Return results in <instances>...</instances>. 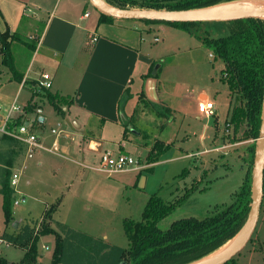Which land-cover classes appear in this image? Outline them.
Wrapping results in <instances>:
<instances>
[{
    "label": "rangeland",
    "instance_id": "rangeland-1",
    "mask_svg": "<svg viewBox=\"0 0 264 264\" xmlns=\"http://www.w3.org/2000/svg\"><path fill=\"white\" fill-rule=\"evenodd\" d=\"M80 3L84 4L82 1ZM89 5V10L93 13L92 17L98 18L99 10L91 1ZM117 21L118 24L126 23L125 28L133 27L134 23L137 24V31L141 34L142 50L156 60L152 67L153 73L157 71L158 78L167 87H182L186 92L196 96L203 93L209 94L212 98L210 100L215 103L216 114L201 119L187 117L178 124L176 120H171L172 115L168 117L163 115L167 107L148 102L144 100L143 95H140L137 114L139 110L144 111L146 127L139 120L138 115L133 116L130 124L127 125L139 129L141 133L145 130L149 132L150 137H147V142L139 141V144L142 143L143 146L148 144L149 149L146 151L145 147L137 145L138 141L137 143L131 141H135L137 137L134 128H130L131 140H123V125H119L118 128L111 125L112 129H108V135L105 136L112 143L111 150L114 152H117L118 145L122 141L125 142L126 147L123 153H128L139 160L141 165L147 167L145 169H149L152 163L150 159L158 160L152 164L155 165L152 170L143 169L140 178L137 176L138 171L108 175L84 167L87 172L85 186L77 185L74 189H69L64 182L65 179L47 178L43 179L42 183L49 187L39 188L34 183L28 184L27 181L31 179L30 167L40 155L24 162V157L20 153L16 158L19 163L13 168H19L22 165L26 167L22 170L19 182L21 193L15 192L13 200L23 196L26 200L18 205L13 203V218L10 222H6L4 196L0 185V238L3 240L0 241V254L8 260L20 261L25 250L18 244H8L7 239L5 240L6 235L16 233L15 229L22 228L26 224L34 225V227L38 225L41 229L49 210L52 209L53 214L62 198L65 203L55 219L51 221L53 229L61 234L66 233L68 229L83 231L96 238H103L113 245L127 247L128 239L123 221L125 218L140 220L151 195L157 193L168 201H176L187 190L189 191L182 204L159 222L160 228L166 230L179 218L186 216L203 218L213 214L217 207L222 208L231 204L248 172H251L253 176L254 163H251L249 148L253 140H238L240 138L233 135V126L226 124L229 110L232 105L234 106V98L229 84L221 79L224 63L214 59V56L210 55V50L195 36L176 26L164 22L149 24L142 20L128 18H118ZM32 23V17L24 19L17 33L19 39H16L14 43V52L17 54L15 64L21 70L26 68L27 61L33 53L27 45L33 40L30 35L38 33V28L43 27L40 21L35 22L38 24L37 27H31ZM5 28L0 16V34L4 33ZM109 32L113 33L111 30ZM157 36L160 37L158 41L155 40ZM10 79V68L2 63L0 54V98L4 100L0 102V105L6 108L5 110H9L16 100L15 105L19 107L18 110L13 111V118H16L15 115L23 110L30 91L27 88L19 91V84L17 82L11 84ZM155 99L159 100L158 97ZM49 107L52 112L49 116L47 113L49 108L46 106L48 120L45 127L50 130L52 127L59 129L61 116L58 112L56 114L53 106ZM7 112L0 116V126L8 115ZM217 115L220 131H216ZM12 121L15 120L12 119ZM165 125L166 129L170 127L169 132H174L173 140L175 136L176 139L171 147H166L160 153L167 141L156 139L153 135L159 131L160 126L165 127ZM245 129L246 124L242 123L238 130V137H242ZM46 134L49 140L54 136L48 130ZM203 134L205 140L202 139ZM188 153L194 155L184 157ZM66 156L58 160L61 163L67 162L74 165L75 174H81L79 170L83 166L72 162L71 156ZM16 223H18L17 226H15ZM46 246L49 248L46 249ZM55 247L54 233L40 236L44 264H51ZM66 247V258H69L68 249L71 244L67 242ZM235 259L239 264H264V198L252 237L242 251L235 255Z\"/></svg>",
    "mask_w": 264,
    "mask_h": 264
},
{
    "label": "crops",
    "instance_id": "crops-1",
    "mask_svg": "<svg viewBox=\"0 0 264 264\" xmlns=\"http://www.w3.org/2000/svg\"><path fill=\"white\" fill-rule=\"evenodd\" d=\"M86 1L0 0V16L6 27L3 32L8 30L11 34L8 41H10L14 69H11L3 61L0 43L2 63L10 68L11 84L17 82L19 91L23 88L30 91L23 110L15 116L16 118L19 116L22 121H30L33 131L41 137L43 144L47 147L56 145L60 153L41 150L32 158L40 155L39 159L30 167L31 179L27 183H34L39 188L49 187L42 183L43 179L47 178L65 179L64 182L69 189H74L77 185L85 186L87 172L84 167L95 170L93 167L99 165L103 154L107 150L113 149L111 148L112 143L105 137L108 135L107 130L112 129L111 125H115L117 128L119 125L124 126V141L131 140L130 131L125 134V128L127 124H130V119L132 120L133 116L138 115L139 120L146 127L144 111L139 110V114H137L140 95H143L144 100L148 102L167 107L172 115L171 120H176L178 124L187 117L196 119L206 117L199 114L198 103L212 99L207 93L196 96L186 92L182 87H167L158 78L157 71L153 73L152 67L156 60L142 50L141 34L140 31H137V24L134 23V26L130 25L133 27L125 28L124 24L126 23L118 24V17L100 20V11L98 18L95 19L92 17V11L89 10L90 0ZM86 12H90V14L86 16ZM30 17L33 22L30 24L31 27H37L38 24L35 22L39 21L43 27L38 28V33L30 35L33 40L27 45L33 53L27 61L26 68L21 70L15 64L17 54L14 52V43L16 39H19L17 33L21 23L25 18L29 19ZM103 28L105 29L103 30ZM109 30L115 34L110 33ZM44 72L51 74L52 87L39 91L35 85ZM49 94L57 96V105L61 108V112H58L55 104L49 99ZM155 97H158L159 100H156ZM123 100L121 112V101ZM3 101L0 98V102ZM30 105H34L35 109L28 111L27 108ZM46 106L49 108L48 112ZM49 106H53L56 114L58 112L61 116L59 129L63 132L59 136L45 127L48 120L47 113L50 116V112H52ZM5 109L0 105L1 117L6 114L5 111H8L7 113L10 111V109ZM229 113L226 120L229 118ZM41 117H43V121L39 120ZM16 118L13 120L16 121ZM218 120L219 116L217 115L216 131H220ZM15 121L10 122L11 126H14ZM162 127H159V131L153 137L167 141L165 149L174 144L176 136L173 140L174 132L168 131L170 127L167 129L166 125ZM53 128L56 127L51 129ZM130 128L134 127L130 126ZM46 130L54 135L51 140H49ZM134 130L137 137L135 141H131L135 143L138 141L137 145L142 147L143 144H139V141L146 140L145 142H147V137H150L149 132L145 130L141 133L136 128ZM209 137L211 138V136ZM202 139H206L204 134ZM125 147V142L122 141L115 153H123ZM143 147L146 148V151L149 149L148 144H144ZM24 154L23 146L21 156L24 157ZM66 155L72 157V162L83 166L79 170L81 174H75L74 165L67 162L61 163L58 160V158L67 157ZM193 155L188 153L184 157ZM17 161L14 163L15 166L19 163ZM157 161L150 163L149 167ZM1 165L0 167H2ZM143 169L137 170L139 178L142 176ZM64 203L65 200L62 198L58 208L52 214L50 225ZM0 240L2 239L0 238ZM7 241L8 244L12 243ZM42 247L44 246L42 245ZM47 247L46 249L49 248ZM41 250L39 242L38 264H44Z\"/></svg>",
    "mask_w": 264,
    "mask_h": 264
},
{
    "label": "trees",
    "instance_id": "trees-1",
    "mask_svg": "<svg viewBox=\"0 0 264 264\" xmlns=\"http://www.w3.org/2000/svg\"><path fill=\"white\" fill-rule=\"evenodd\" d=\"M109 4L121 8H166L173 10L209 7L234 0H105ZM101 13L100 20L113 19ZM164 22L176 26L195 36L210 50L214 59L224 63L221 79L230 86L234 98V106L230 108L226 124L233 126V135L238 140L252 139L249 145L251 163H254L256 141L259 137L263 102H264V18L245 17L227 21H153ZM9 31L0 34L3 61L13 68V56L8 38ZM14 69V68H13ZM36 89L48 90L35 85ZM58 112L57 96L48 95ZM233 100V99H232ZM124 100L121 101V112ZM233 104V103H232ZM35 109L30 105L27 110ZM166 108L164 116H169ZM38 121V119H37ZM23 121L16 119L15 124ZM242 123L246 124L242 137L238 130ZM130 131L126 125L125 134ZM234 140V139H233ZM164 149V148H163ZM162 149V150H163ZM23 145L8 135L0 136V185L3 192L6 222L13 218L12 206L15 190L11 186L12 168L16 158L22 153ZM150 162H155L150 159ZM154 167L150 166L148 170ZM185 171V170H184ZM251 173V172H250ZM248 172L235 200L222 208L217 207L213 214L200 218L186 216L175 220L171 226L163 230L159 222L171 214L188 196L187 190L176 201H168L155 193L149 197L140 220L125 218L124 231L128 246L113 245L103 238H96L89 233L68 229L61 234L50 225L52 209L49 210L41 229L26 224L15 229L16 233L7 234L6 238L25 249L23 258L18 262L9 261L0 254V264H38L40 236L48 233L56 235V247L51 264H192L204 259L219 250L240 231L244 225L252 201L253 176ZM263 206V203H262ZM262 209V208H261ZM38 227V228H37ZM11 234V235H10ZM69 258H66V243ZM225 264H239L235 257Z\"/></svg>",
    "mask_w": 264,
    "mask_h": 264
},
{
    "label": "water",
    "instance_id": "water-1",
    "mask_svg": "<svg viewBox=\"0 0 264 264\" xmlns=\"http://www.w3.org/2000/svg\"><path fill=\"white\" fill-rule=\"evenodd\" d=\"M92 4L101 12L108 16L118 18H128L137 20H153V21H227L245 17L264 18V7H257L246 11L226 13L223 4H229L236 1H252V0H234L220 3L217 5L195 8V9H166V8H121L113 6L105 0H90ZM43 121V117L39 119ZM264 198V102L259 137L256 141V151L253 167V183H252V201L248 217L235 235L234 243L226 250L210 255L204 259L196 261L192 264H225L231 258L235 257L247 245L256 228L259 215L262 208ZM18 223L15 224L17 226Z\"/></svg>",
    "mask_w": 264,
    "mask_h": 264
},
{
    "label": "built area",
    "instance_id": "built-area-1",
    "mask_svg": "<svg viewBox=\"0 0 264 264\" xmlns=\"http://www.w3.org/2000/svg\"><path fill=\"white\" fill-rule=\"evenodd\" d=\"M90 12H86L85 15H89ZM156 41L160 40V37L155 38ZM213 56V54H210ZM37 85L41 88L51 89L52 87V76L48 72L42 73ZM19 107L15 103L10 108L8 115L6 116L3 124L0 126V135H8L17 139L24 146V162L32 159L38 151L45 150L52 153H59V149L56 145L52 147H47L43 144L41 137L32 129V124L30 121H23L21 124H14L11 126L10 122L13 119V111L18 110ZM198 112L206 117H211L216 114L215 103L212 100H205L198 103ZM52 132L58 136L63 132L61 129L53 128ZM23 162V164H24ZM26 167L22 165L21 167H16L13 170L11 176V186L15 192L21 193L19 190V182L23 168ZM99 172L106 173L108 175H113L122 172L137 171L145 168V166L140 164L139 160H136L132 155L128 153L118 152L115 153L111 150H107L99 163L98 166L93 167ZM26 197L23 196L20 199H15L14 204L18 205L25 201ZM1 241V240H0ZM48 248V247H47Z\"/></svg>",
    "mask_w": 264,
    "mask_h": 264
},
{
    "label": "bare ground",
    "instance_id": "bare-ground-1",
    "mask_svg": "<svg viewBox=\"0 0 264 264\" xmlns=\"http://www.w3.org/2000/svg\"><path fill=\"white\" fill-rule=\"evenodd\" d=\"M226 13H234L240 11H246L249 9L257 8V7H264V0H252V1H236L229 4H223ZM237 236L233 237L229 242H227L224 246H222L219 250L215 251L213 255L218 254L228 247H230ZM212 255V254H211Z\"/></svg>",
    "mask_w": 264,
    "mask_h": 264
}]
</instances>
